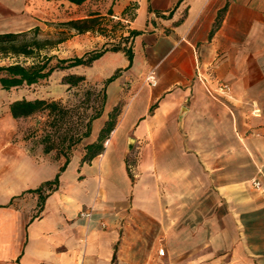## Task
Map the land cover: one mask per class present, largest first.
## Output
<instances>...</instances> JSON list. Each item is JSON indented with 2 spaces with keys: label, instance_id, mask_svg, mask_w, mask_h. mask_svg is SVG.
<instances>
[{
  "label": "crops",
  "instance_id": "crops-1",
  "mask_svg": "<svg viewBox=\"0 0 264 264\" xmlns=\"http://www.w3.org/2000/svg\"><path fill=\"white\" fill-rule=\"evenodd\" d=\"M118 2L134 10L132 59L108 51L75 66L93 82L116 76L67 156L18 148L0 114V264H110L116 244L123 264H264V0ZM33 3L0 0V33L33 26ZM119 102L102 152L80 164ZM66 157L42 202L26 192Z\"/></svg>",
  "mask_w": 264,
  "mask_h": 264
},
{
  "label": "rangeland",
  "instance_id": "rangeland-1",
  "mask_svg": "<svg viewBox=\"0 0 264 264\" xmlns=\"http://www.w3.org/2000/svg\"><path fill=\"white\" fill-rule=\"evenodd\" d=\"M33 1L34 25L30 28L21 27L13 32L20 34L15 43H27L32 47V40L36 39L42 42L41 48L35 50L33 56L0 53V65L12 63L29 65L37 60L43 61L48 58L49 66L57 68L48 77L40 79L34 84L21 85L9 90L0 87V114L3 131L12 130L11 139L14 145L17 144L18 148L27 150L29 153H36L37 150H40L45 154L44 148L52 146L51 151L54 154L58 152L68 154L70 148L66 152L62 151L68 143L67 139L69 136L78 137L84 131L81 125L99 108L102 96L105 95L107 82L106 79L93 82L89 76L82 75V81L71 84L68 82L69 80H66L67 77L81 75L79 74L81 70L76 67H66L67 62L62 60H70L81 54L103 51L117 44L129 45L131 41L129 21L133 17L134 10L133 7L131 10H119L118 0H88L79 6L71 5L64 0ZM90 17L96 20L90 24L91 29L88 31L78 32L70 24V21L81 22ZM125 38L127 40H124ZM127 92H129V88H127ZM18 99H44L48 102H55L64 109V112L43 109L28 117L14 118L10 113L9 104ZM115 106L120 111L123 105L119 102ZM115 106H111V108ZM6 114H10L13 120H6ZM248 134L259 136L254 131H249L246 135ZM8 135L10 136V134ZM134 153L135 149L132 148L126 156V169L130 174H134L131 168V164H134L132 161H135ZM244 172L253 174V168L245 167ZM147 182L153 185V178L147 179ZM89 208H85L80 213ZM91 212H93L92 207ZM80 213H78V217L85 218ZM7 228H10V225ZM114 264H123L118 255H116ZM147 264H173V262L167 257L160 261L148 258Z\"/></svg>",
  "mask_w": 264,
  "mask_h": 264
},
{
  "label": "trees",
  "instance_id": "trees-1",
  "mask_svg": "<svg viewBox=\"0 0 264 264\" xmlns=\"http://www.w3.org/2000/svg\"><path fill=\"white\" fill-rule=\"evenodd\" d=\"M50 1V0H48ZM73 4L80 5L86 0H67ZM95 18L90 17L84 19L81 22L78 21H70V24L78 30V32L88 31L91 29L90 24L95 22ZM81 24V25H79ZM139 31L130 30L129 36L132 39L133 36L137 35ZM20 34L14 32H3L0 33V53H13V54H22L25 56H33L34 51L39 50L41 48L42 42L33 39L32 47H30L27 43H15L16 39ZM124 40H127L125 38ZM122 51L126 55L128 61L130 62L132 59V49H131V41L129 45L126 44H117L113 45L109 49H105L103 51L91 52L80 57H74L70 60L64 59L63 62H67L66 67H75V66H89L91 63L99 58L106 51ZM56 66H49L48 58L43 59V61L37 60L36 62H32L29 65H23L19 63H12L9 65H0V87L4 90H9L13 87H18L21 85H31L36 83L40 79H44L48 77ZM116 74H113L109 78L106 79V82H110L114 79ZM66 80L71 84H77L78 82L83 80L82 75H70ZM105 95L103 94L99 108L96 112L88 117L87 121L81 125V128H84V131L75 138L69 136L68 143L65 145V149H62L63 152H66L74 146L78 144L83 137L89 135L91 121L100 116V113L104 107ZM48 109L49 111H61L64 112L63 108L55 102H48L44 99H18L14 100L9 104V110L11 115L14 118L28 117L33 113ZM119 112V109L115 106L111 109L108 119L104 122L101 127L97 139L90 144L84 146V154L81 157L80 164L89 162L94 156L100 154L103 150V142L107 138V135L112 130L116 116ZM65 138V136H64ZM64 141L63 139L61 140ZM63 144V143H62ZM52 149V146L44 148V152H49ZM65 150V151H64ZM64 156L67 154L62 153ZM67 163V157L64 164L59 168L58 173L55 175L54 179L50 181H46L42 183L36 189H30L26 192L36 193L38 195L39 202H42L45 196H47L52 190H54L58 183L59 173L65 169ZM130 179H132L131 174L128 172ZM116 252H117V244L114 246L113 255L111 258L110 264H114L116 260Z\"/></svg>",
  "mask_w": 264,
  "mask_h": 264
},
{
  "label": "built area",
  "instance_id": "built-area-1",
  "mask_svg": "<svg viewBox=\"0 0 264 264\" xmlns=\"http://www.w3.org/2000/svg\"><path fill=\"white\" fill-rule=\"evenodd\" d=\"M146 82H147L150 86H152V87L156 85L155 77H154V74H153L152 72L146 77ZM218 89H219L221 92H227V91H229V87H228L227 85H225V84H221V85H219V86H218ZM206 92H207L210 96L215 97V96L213 95V93H212L211 90H209V89L206 88ZM252 184H253V186H254L255 188H259V187L261 186V184H260V182H259L258 180H253ZM80 215H81L82 217L87 218V219L90 218L91 215H92L91 207H90L87 211H83V212H81ZM158 253H159L160 255H163L164 250H163L162 248H160V249L158 250Z\"/></svg>",
  "mask_w": 264,
  "mask_h": 264
}]
</instances>
